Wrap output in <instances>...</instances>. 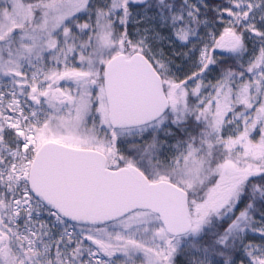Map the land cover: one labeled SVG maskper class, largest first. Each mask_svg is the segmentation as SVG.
I'll use <instances>...</instances> for the list:
<instances>
[{
	"label": "snow or ice",
	"instance_id": "6c2138e0",
	"mask_svg": "<svg viewBox=\"0 0 264 264\" xmlns=\"http://www.w3.org/2000/svg\"><path fill=\"white\" fill-rule=\"evenodd\" d=\"M0 264H264V0H0Z\"/></svg>",
	"mask_w": 264,
	"mask_h": 264
}]
</instances>
